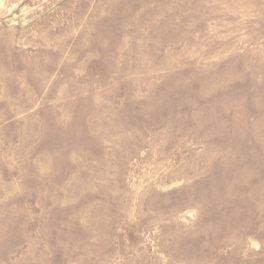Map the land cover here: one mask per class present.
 Returning a JSON list of instances; mask_svg holds the SVG:
<instances>
[{"label": "rangeland", "instance_id": "374dc122", "mask_svg": "<svg viewBox=\"0 0 264 264\" xmlns=\"http://www.w3.org/2000/svg\"><path fill=\"white\" fill-rule=\"evenodd\" d=\"M0 264H264V0H0Z\"/></svg>", "mask_w": 264, "mask_h": 264}]
</instances>
